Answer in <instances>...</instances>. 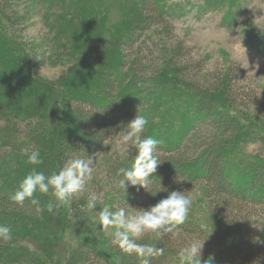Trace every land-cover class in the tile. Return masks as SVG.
I'll return each instance as SVG.
<instances>
[{
  "label": "trees",
  "instance_id": "16d2710c",
  "mask_svg": "<svg viewBox=\"0 0 264 264\" xmlns=\"http://www.w3.org/2000/svg\"><path fill=\"white\" fill-rule=\"evenodd\" d=\"M38 1L43 7L49 6L48 10H62L61 5L67 0ZM70 5L81 8L78 11L82 18L80 21L87 23L97 17L94 12L100 2L75 0ZM126 9L120 27L113 32L116 40L112 47H105L110 50V54L103 58V69L94 66L99 62H95L97 57H88L85 63L75 66L77 76L74 79L66 78L69 87L62 84L65 96L60 100L65 107V117L73 125V133L71 129L66 130L67 127L61 126L52 138L49 132L41 127L34 129L33 123L28 121L29 118L33 119L31 109H34L29 104L28 96L36 86L26 68L30 59L26 61L20 48L16 55L7 56V46L11 44L8 38L0 46V110L14 123L16 131L20 127L26 129L25 137L36 150L50 151V159L45 156L40 159L49 160L47 166L50 165L52 173L58 172L72 159L109 152L113 140L119 139L121 126L131 121L136 114L145 115L148 124L144 135L160 141L154 155L161 162L153 177L149 178L147 190H158L160 184L168 191L158 192L155 197L139 186L127 187L123 191L118 186L122 178L121 167L118 170L111 169L110 184L114 198L111 202L116 210L126 208L131 218L139 210L155 205L172 191H182L188 195L196 188H201L209 211L237 242L231 255L222 249V258L228 264H264V162L246 163L240 183L234 182L227 163V151L231 147L256 142L264 147V136L257 131V127L243 125L232 111H247V107L252 106L256 126L259 125L258 117L264 121V91L256 94L243 90L235 81L236 78L225 70L203 73L202 63L194 62L179 43L165 63L169 70L163 69L165 64L159 57L156 63L148 60L150 66L142 59L132 63L130 57L133 54L128 55L129 46L141 40L152 27L167 26L165 22L172 13L159 0H132ZM169 28L172 29L171 26ZM95 33L102 37L95 27L89 30L88 35ZM82 34L84 45H88V38L84 32ZM167 71L175 75L173 80L165 79ZM89 74L95 79L94 83H86ZM178 82L185 85L184 93L188 98L184 110L188 119L179 128L172 124L179 123L177 118L172 115L169 120L166 115L170 113L171 104L165 99V94L177 96L181 93ZM80 87L83 89H78ZM71 88L76 89V93ZM51 94L55 95L53 92ZM56 94L59 98L60 94ZM17 95H23L24 102H28L26 108H30L31 116L24 118L12 107L11 102L18 99ZM162 119H166L165 125H162L165 122ZM128 153V157L122 159L124 169L133 163L135 152L129 150ZM33 167L24 163L16 180L21 182ZM18 185L0 187V225L8 226L12 236L9 241L0 240V264H39L37 256H44L54 264H139V257L123 252L112 243V229H103L99 248L95 241L76 240L75 235L71 247L65 242V232L72 223L86 224L91 217L90 211L80 210L77 194L70 207L62 206L48 212L46 205L54 201V197L36 192L33 198L44 209L43 212H37V206L30 199H26L22 205L11 200ZM138 194L146 197L144 204L134 201ZM29 223L38 225V230H42L43 234L28 228ZM214 241L219 242V235L208 237L194 218L186 217L183 223L175 225L172 232L161 236H145L138 243L151 244L162 250L151 258L152 264H180L182 249L193 242L205 245Z\"/></svg>",
  "mask_w": 264,
  "mask_h": 264
},
{
  "label": "rangeland",
  "instance_id": "374dc122",
  "mask_svg": "<svg viewBox=\"0 0 264 264\" xmlns=\"http://www.w3.org/2000/svg\"><path fill=\"white\" fill-rule=\"evenodd\" d=\"M74 1L67 0L61 5L62 10L60 8L48 10L49 6L43 7L38 0H0V46H3L8 38L11 44L7 46V56L16 55L17 49L20 48L21 55L25 54L26 61L30 59L26 68L36 86L34 92L31 91L28 96L30 106L31 104L34 106V109H31L33 119L29 118L28 121L33 123L34 129L41 127L49 132L52 138L57 135L61 126L74 132L72 123L65 117V107L60 100L65 96L62 84L69 87L66 78L74 79L77 76L75 66L85 63L88 57H97L95 62H99L94 66H97L96 69H103V58L110 54V50L105 47H112L116 40L113 32L120 27L122 15L127 13L126 6L129 7L132 0H99L100 5L94 12L97 17L87 23L80 21L82 18L79 17L78 11L81 8L77 9V6L70 5ZM159 1L172 15L166 16L167 26L152 27L145 32L141 40L129 46L131 49L128 55L133 54L130 57L132 63L138 59H142L144 63L148 60L156 63L159 57L165 64L179 43L194 62L202 63L203 73L225 70L236 78L235 81L243 90L256 94L264 91V0ZM67 7L71 9L68 10ZM92 26L99 29L102 37L98 33L88 35L89 30L94 28ZM82 31L88 38V45L83 43ZM100 47L103 49L99 50ZM1 58L0 49V61ZM167 65L163 66L164 70H169ZM174 78L172 72L165 73V79ZM94 82L95 79L89 74L86 83ZM30 84L33 87V83ZM44 84L48 86L44 87ZM177 85L181 93L177 96L165 94V99L171 104L170 113L166 115L169 120L172 119V115L177 118L179 123L172 124L179 128L183 125L181 123L188 119L184 112L188 98L184 93L185 85L181 82ZM78 89L82 90L83 87ZM71 90L76 93V89ZM52 92L55 95L59 93L60 97L52 95ZM23 95H17L18 99L12 100L11 105L26 118L32 114H29L30 108H26L28 102H24ZM247 109L232 111L243 125L257 127V131L264 136V121L258 117L259 125L256 126L257 122L254 120L256 115L252 112L254 109L250 105ZM2 114H0V187L20 183L16 180L19 170L27 162L24 160L36 150L25 137L26 129L20 127L16 131L7 114ZM162 120L165 121L162 125H165L166 119ZM109 145L111 147V144ZM112 145L109 152L94 156L92 177L86 182L84 190L77 194L80 210L90 211L91 217L86 224L72 223L70 229L65 232V242L70 244V247L74 243V235L76 240L89 239L98 245L103 231V228L97 226L99 211L104 207L116 211L114 203L111 202V199H114L110 184L111 169L118 170L119 167L124 169L122 159L128 157L129 153L124 150L117 138L113 140ZM41 150L40 157L51 158L50 151ZM47 159L41 160L43 163L39 165L31 166L46 176L51 175L53 173L50 172V165L47 166L49 163ZM248 162H264V147L260 143L239 144L227 151L228 172L235 183L242 181L243 169ZM92 194L98 197L97 206L89 210L86 204ZM49 195L51 197L50 193ZM187 196L191 201L187 217L194 218L208 237L215 238L219 235L217 243L221 245V248L218 247L215 241L202 245L200 264H228L225 258H222L221 252L223 249L226 254L231 255L230 252H233L237 245L235 237L226 232L217 217L209 211L201 188H196ZM134 201L136 204H144L147 200L144 195L138 194ZM38 227L33 223L28 225V228L36 230L40 235L43 234ZM37 259L39 264H54L44 256H37ZM179 263L183 264L181 258Z\"/></svg>",
  "mask_w": 264,
  "mask_h": 264
},
{
  "label": "clouds",
  "instance_id": "9594fccd",
  "mask_svg": "<svg viewBox=\"0 0 264 264\" xmlns=\"http://www.w3.org/2000/svg\"><path fill=\"white\" fill-rule=\"evenodd\" d=\"M148 124L145 115H135L127 124L121 126L118 132L119 143L125 151L134 150L132 165L127 169H121L122 178L118 186L126 190L127 187L139 186L148 189L150 177L156 172L161 163L154 153L157 152L159 140L145 136L144 132ZM39 150H34L28 156L27 163L30 165L41 164ZM95 160L94 156H84L72 159L58 172L45 175L34 167L19 183L11 200L22 205L26 199H30L36 205L37 212H43L39 207L38 200L34 199V193L51 194L54 201L46 205L48 212H53L59 207H70L75 194L82 192L86 182L91 179ZM148 193L155 197L158 192H167L168 189L160 186L158 190ZM182 191H172L164 199L148 209L139 210L129 218L126 208L120 207L116 211H110L104 207L99 211L97 226L104 230L112 229L113 241L125 253L135 254L139 257V264H152L151 258L162 251L151 244L138 243L139 240L149 235L161 236L173 231L175 225L185 221L189 212L191 201ZM97 195L92 194L86 207L93 210L97 206ZM12 239L11 229L0 225V240ZM203 244V243H202ZM202 244L193 242L182 249L180 256L183 264H200V250Z\"/></svg>",
  "mask_w": 264,
  "mask_h": 264
}]
</instances>
